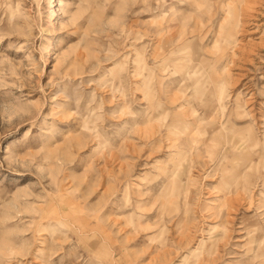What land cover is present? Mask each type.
<instances>
[{"label": "rangeland", "instance_id": "1", "mask_svg": "<svg viewBox=\"0 0 264 264\" xmlns=\"http://www.w3.org/2000/svg\"><path fill=\"white\" fill-rule=\"evenodd\" d=\"M0 264H264V0H0Z\"/></svg>", "mask_w": 264, "mask_h": 264}]
</instances>
